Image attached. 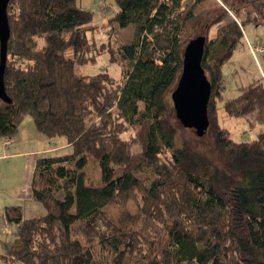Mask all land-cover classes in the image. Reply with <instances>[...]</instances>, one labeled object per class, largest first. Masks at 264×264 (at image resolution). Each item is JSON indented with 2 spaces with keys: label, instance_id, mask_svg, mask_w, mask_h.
<instances>
[{
  "label": "trees",
  "instance_id": "1",
  "mask_svg": "<svg viewBox=\"0 0 264 264\" xmlns=\"http://www.w3.org/2000/svg\"><path fill=\"white\" fill-rule=\"evenodd\" d=\"M115 3L112 32L136 26L134 40L116 47L87 40L93 14L77 0L8 4L3 84L11 102L0 99V139L15 138L30 118L45 137H64L73 153L36 161L31 199L46 214L24 219L20 209L5 208L21 228L0 262L264 264V133L234 141L218 116L223 102L228 116L264 124V74L234 99L223 94L224 68L244 41V25H264V0ZM199 5L217 7L200 35L212 85L204 136L214 161L190 143L176 145L181 125L171 99ZM106 51L122 67L120 80L76 74ZM130 202L136 213L127 209L115 220L106 212Z\"/></svg>",
  "mask_w": 264,
  "mask_h": 264
},
{
  "label": "rangeland",
  "instance_id": "2",
  "mask_svg": "<svg viewBox=\"0 0 264 264\" xmlns=\"http://www.w3.org/2000/svg\"><path fill=\"white\" fill-rule=\"evenodd\" d=\"M78 7L89 11L93 14V22L91 29L87 33V40L90 43H95L97 46L102 44H112L115 47L124 44H130L135 38L136 26L129 25L123 29L111 30L109 26V19L112 18L118 11L115 0H77ZM217 7L214 5L197 6L195 13L197 20L193 24L190 39L202 35L206 23L215 15ZM68 38V36H67ZM39 47L45 45V40L38 37ZM247 43L252 45L260 44L264 47V25L255 23H247L244 25V41L241 43L234 52L232 59L227 63L224 68V90L223 94L225 100L234 99L239 96V89L242 86L248 85L253 78L259 77L264 73V51L258 55L257 60L250 54ZM67 57L73 56V51L69 48L66 51ZM77 75H95L99 73H108L112 77L120 80L122 78V67L110 59V53H99L95 63L90 62L84 66H78L75 69ZM219 122L223 128H226L230 137L237 142L252 141L257 138L261 133H264V124H259L255 121L253 116L247 118H235L227 115L223 108V102L218 105ZM29 126H34L32 120L27 118L17 137L31 135L30 142L28 141L22 147L24 149H42V148H57L55 152L41 154V158L55 157L70 155L73 153V148H60L67 144L64 137L48 138L38 133L41 137L38 139L33 136L32 129ZM179 127V133L176 136V145L179 147L184 142L190 143L195 146L200 152L206 155L210 160L214 161L215 157L208 136L197 137L189 129ZM35 128V126H34ZM37 130V129H36ZM0 147H3V140L0 139ZM140 146L133 148V153H140ZM29 158L16 157L7 160H0V214L6 207L21 206L25 209L30 205L26 202L24 196L25 192L28 193L29 179L33 175L32 168L28 167ZM93 165H90L89 172L93 170ZM34 201H32L33 203ZM129 210L131 213H136V202H130L124 207L110 206L106 209L107 214L115 220H119L124 210ZM2 219L0 218V221ZM0 222V255L6 254L4 245L11 239L13 241L19 231L18 228H11L12 234L6 236L5 228L1 227ZM15 230V232H14ZM0 264H3L0 262Z\"/></svg>",
  "mask_w": 264,
  "mask_h": 264
},
{
  "label": "water",
  "instance_id": "3",
  "mask_svg": "<svg viewBox=\"0 0 264 264\" xmlns=\"http://www.w3.org/2000/svg\"><path fill=\"white\" fill-rule=\"evenodd\" d=\"M10 0H0V99L8 103L3 84V75L7 60V44L10 39L8 4ZM206 38L198 36L189 41L183 53V68L177 86L171 94L176 118L180 125L189 129L195 136L203 137L209 128L208 104L212 94V85L203 68L202 60Z\"/></svg>",
  "mask_w": 264,
  "mask_h": 264
},
{
  "label": "crops",
  "instance_id": "4",
  "mask_svg": "<svg viewBox=\"0 0 264 264\" xmlns=\"http://www.w3.org/2000/svg\"><path fill=\"white\" fill-rule=\"evenodd\" d=\"M262 74H264V73H262ZM29 128L32 129L33 136H36L38 139L41 138L37 134V130H36V128H34V126H29ZM30 137H31L30 134L27 135V139L25 136H21V137L16 136L12 140H10V142H11L10 144H7V140H3V147L4 148L0 147V160H7V159H11V158H16L19 156L20 157H27V158H29L28 167L32 168V170L34 171L36 161L39 158H41L40 157L41 154L55 152L57 149V148L24 149V147H22V146L24 144H26L28 141L30 142ZM69 146L70 145L67 143L66 146L63 145L60 148H68ZM32 176L33 175L30 176L29 183H28L29 184L28 193L25 192V196H24L26 202L29 203L30 207L27 209H25L24 207H21V206L16 207V208L20 209L24 219L38 218V217H42L46 214V211L42 205H40L39 203H36V202L32 203V199H31ZM0 218L2 219L0 221L2 224L1 227L5 228L4 232H5L6 236L12 234L11 228L14 227L13 225H15V227L18 228V231H20L21 225L11 224L7 221L6 215H5V210L3 212H1ZM14 232H15V230H14ZM13 241H11V239H10V241L8 243H6V245H4L7 253L9 251ZM2 255H4V254H2Z\"/></svg>",
  "mask_w": 264,
  "mask_h": 264
},
{
  "label": "built area",
  "instance_id": "5",
  "mask_svg": "<svg viewBox=\"0 0 264 264\" xmlns=\"http://www.w3.org/2000/svg\"><path fill=\"white\" fill-rule=\"evenodd\" d=\"M249 50L251 52V54L257 58L259 53H261L263 51V49L257 44V45H252V44H248ZM10 141H7V144H10Z\"/></svg>",
  "mask_w": 264,
  "mask_h": 264
}]
</instances>
